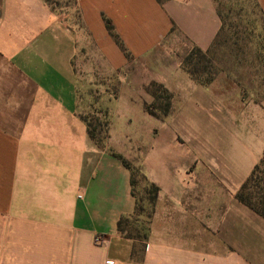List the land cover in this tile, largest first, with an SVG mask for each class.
Segmentation results:
<instances>
[{"label":"crops","instance_id":"obj_1","mask_svg":"<svg viewBox=\"0 0 264 264\" xmlns=\"http://www.w3.org/2000/svg\"><path fill=\"white\" fill-rule=\"evenodd\" d=\"M104 18L133 60L179 35L205 51L221 28L214 0H74L65 17L45 0H0V264H264V219L229 190L236 215L218 222L211 198L201 195L205 186L231 189L234 176L202 162L212 155L202 152L196 118L183 116L178 101L193 106L210 87L182 66L157 78L172 95L166 116L147 113L151 97L122 83L118 96L102 98L106 146L90 138L79 112L80 71L119 73L130 63ZM92 59L96 66L85 62ZM110 149L140 155L143 174L159 186L142 261L117 231L136 198L130 170Z\"/></svg>","mask_w":264,"mask_h":264},{"label":"rangeland","instance_id":"obj_2","mask_svg":"<svg viewBox=\"0 0 264 264\" xmlns=\"http://www.w3.org/2000/svg\"><path fill=\"white\" fill-rule=\"evenodd\" d=\"M45 1L62 17L74 6V0ZM214 3L221 9V28L204 56L193 53L194 47L179 35L175 40H166L147 56L130 59L129 66L119 73L102 69L93 75H85L80 71L78 95L81 116L89 121L100 144L106 146L108 114L104 106L106 100H102L104 96L106 99L116 97L122 83H134L152 98L144 106L148 105L161 117L163 107L160 105L168 101L172 103V95L161 88L157 80L163 68L180 65L195 69L199 80L196 81L205 82V86L210 87L207 90L208 98L197 100L193 106L189 105V100L180 99L178 105L183 116L194 114L195 126L200 130L202 152L212 155V160L203 159L202 162L208 167L218 163L223 165L227 175L229 171L233 172V187L227 191L218 187L200 188L202 196L211 198L212 212L220 222L225 214L231 213L233 218L236 215L233 198L228 191L231 190L235 196L246 178V169L250 168L249 175L253 169L252 160L261 157L264 151V107L260 105L264 100V23L263 14L254 0H214ZM85 62L88 66H96L93 59ZM98 100L104 102L98 104ZM132 109L136 113V123L140 126L143 124V110L139 104ZM188 126L192 127V124H182L181 128L186 129ZM116 154L130 164L136 196L145 197L148 179L140 166L141 156L135 154L126 159ZM198 165H195L196 169ZM144 205L147 211H151L146 200ZM243 218L239 216V220ZM229 231L239 236V230L231 228Z\"/></svg>","mask_w":264,"mask_h":264},{"label":"trees","instance_id":"obj_3","mask_svg":"<svg viewBox=\"0 0 264 264\" xmlns=\"http://www.w3.org/2000/svg\"><path fill=\"white\" fill-rule=\"evenodd\" d=\"M254 1L256 7L259 8L261 13L263 14V23H264V12L258 1L257 0ZM216 8L219 16L221 17V9L218 8L217 6ZM104 21L109 34L118 44L120 49L124 52L127 59L128 60L132 59V55L130 54V52L128 51V49L120 39L118 33L115 31L114 25L112 24L111 20L108 18H104ZM210 47L205 51L194 47L193 53H197L200 55L202 54V56H204L206 53H208ZM183 68L195 80H198V77L196 76L197 72L195 71V69H190L187 67H183ZM200 84L207 85V83L205 82H202ZM159 86L163 88L161 84H159ZM164 90L167 92L166 89ZM168 96L170 99V95ZM161 106L163 107V109L161 110V116H166L171 109V101H168L163 105H160V107ZM144 107L147 113H149L152 116L159 117V115L156 114L157 112L151 110V108L148 105ZM107 127H108V123L106 128ZM88 133L92 140L100 144V142L96 139V135L90 123H88ZM112 155L120 159V161L131 171L130 164L125 159H123L120 155L116 154L115 152H112ZM147 182H148L147 183L148 188L145 190V197L138 198L133 190L134 180L131 176L132 193L136 198V206L132 215L121 217L117 223L118 233H120L122 236L126 238L133 240L134 245L131 252V258L136 261H142L144 259V252L150 235L151 219L155 210L156 199L159 193V186L157 184L150 182L149 180ZM235 199L239 203L248 207L252 212H254L255 214L259 215L264 219V151L260 160L254 165L248 177L244 180L240 188L235 193ZM145 200L147 201V203L150 204L151 211H147L145 209V205H144Z\"/></svg>","mask_w":264,"mask_h":264},{"label":"built area","instance_id":"obj_4","mask_svg":"<svg viewBox=\"0 0 264 264\" xmlns=\"http://www.w3.org/2000/svg\"><path fill=\"white\" fill-rule=\"evenodd\" d=\"M99 241H101V239H100V238H97V239H96V242H99Z\"/></svg>","mask_w":264,"mask_h":264}]
</instances>
